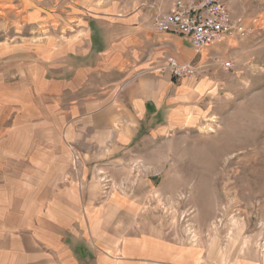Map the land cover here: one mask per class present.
<instances>
[{
	"label": "crops",
	"instance_id": "1",
	"mask_svg": "<svg viewBox=\"0 0 264 264\" xmlns=\"http://www.w3.org/2000/svg\"><path fill=\"white\" fill-rule=\"evenodd\" d=\"M172 2L145 0L89 26L87 44L73 53L79 62L64 64L57 83L41 77L29 84L48 100L35 115L29 104L13 112V85H1L10 102L0 109V264H264V249L252 243L210 250L180 238L166 223L172 212L153 211L158 196H149L150 183L136 196L112 179L136 155L142 133L209 115L220 75H208L209 55L258 53L257 35L234 31L249 40V50L224 34L197 52L187 36L158 31L153 17ZM242 13L236 8L233 16ZM168 57L204 70L172 78L164 69ZM99 172L111 182L102 183Z\"/></svg>",
	"mask_w": 264,
	"mask_h": 264
},
{
	"label": "rangeland",
	"instance_id": "2",
	"mask_svg": "<svg viewBox=\"0 0 264 264\" xmlns=\"http://www.w3.org/2000/svg\"><path fill=\"white\" fill-rule=\"evenodd\" d=\"M223 1L234 20L246 23L247 32L241 29L245 36H258L257 55L241 51L238 57H225L223 49L209 55L213 70L208 75L220 73L219 93L209 96V115L195 125L142 133L136 155L126 158L127 168L111 176L128 195H141L144 182L150 183L149 196H158L153 211L172 212L166 223L178 229L180 238L210 250L242 243L264 249V0ZM144 3L0 0V109H8V91L1 86L8 83L13 85V112L29 104L35 115L36 106L48 100L29 84H38L41 77L57 83L64 64L79 62L73 53L87 44L89 26L105 16H125ZM243 7L246 13L234 17L236 8ZM225 36L244 41L249 50L245 36L233 31ZM98 174L102 183L111 182Z\"/></svg>",
	"mask_w": 264,
	"mask_h": 264
},
{
	"label": "built area",
	"instance_id": "3",
	"mask_svg": "<svg viewBox=\"0 0 264 264\" xmlns=\"http://www.w3.org/2000/svg\"><path fill=\"white\" fill-rule=\"evenodd\" d=\"M240 19H233L223 0H173L171 8L157 12L153 25L160 32H173L187 36L199 52L213 41L235 30L241 31ZM225 67L230 62L223 63ZM203 65L182 62L175 57H168L164 69L172 78L191 77L203 71Z\"/></svg>",
	"mask_w": 264,
	"mask_h": 264
},
{
	"label": "bare ground",
	"instance_id": "4",
	"mask_svg": "<svg viewBox=\"0 0 264 264\" xmlns=\"http://www.w3.org/2000/svg\"><path fill=\"white\" fill-rule=\"evenodd\" d=\"M211 130V129H210Z\"/></svg>",
	"mask_w": 264,
	"mask_h": 264
}]
</instances>
